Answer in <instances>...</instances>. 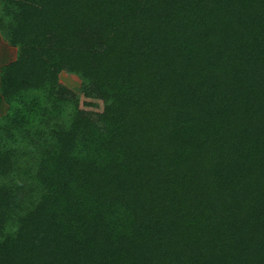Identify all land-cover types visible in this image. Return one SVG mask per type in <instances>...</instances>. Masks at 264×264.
Here are the masks:
<instances>
[{
	"label": "trees",
	"instance_id": "trees-1",
	"mask_svg": "<svg viewBox=\"0 0 264 264\" xmlns=\"http://www.w3.org/2000/svg\"><path fill=\"white\" fill-rule=\"evenodd\" d=\"M0 37V264H264V0H0Z\"/></svg>",
	"mask_w": 264,
	"mask_h": 264
},
{
	"label": "rangeland",
	"instance_id": "rangeland-1",
	"mask_svg": "<svg viewBox=\"0 0 264 264\" xmlns=\"http://www.w3.org/2000/svg\"><path fill=\"white\" fill-rule=\"evenodd\" d=\"M17 56V50L10 47L2 38L0 37V70L4 65L9 64L15 60ZM62 83L68 87L71 91L75 93L76 97L84 99V87H82L81 82L76 76H72L64 73L61 77ZM85 101V100H83ZM83 108L88 111L93 117L95 113L102 111L103 103L97 98L95 94H91L86 98V102ZM7 111V105L4 103L0 95V116L5 114Z\"/></svg>",
	"mask_w": 264,
	"mask_h": 264
},
{
	"label": "crops",
	"instance_id": "crops-1",
	"mask_svg": "<svg viewBox=\"0 0 264 264\" xmlns=\"http://www.w3.org/2000/svg\"><path fill=\"white\" fill-rule=\"evenodd\" d=\"M4 115V114H3Z\"/></svg>",
	"mask_w": 264,
	"mask_h": 264
}]
</instances>
